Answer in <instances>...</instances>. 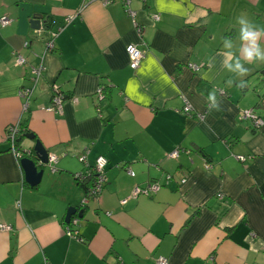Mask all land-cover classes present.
Instances as JSON below:
<instances>
[{
    "label": "crops",
    "instance_id": "0c3cea01",
    "mask_svg": "<svg viewBox=\"0 0 264 264\" xmlns=\"http://www.w3.org/2000/svg\"><path fill=\"white\" fill-rule=\"evenodd\" d=\"M128 8L134 17L123 0H0V16L12 21L0 28V224L11 228L0 231V264H264V122L256 129L241 119L254 109L264 121V61L245 60L239 22L264 31V0ZM47 16L56 36L45 52L30 21ZM258 43L264 52V35ZM130 44L145 50L136 70ZM14 52L43 65L26 108L20 90L31 71L14 65ZM53 87L62 114L46 111ZM10 126L58 156L35 188L6 140ZM79 155L89 166L106 160L105 185L86 206L74 177ZM153 183L155 193L133 196ZM70 207L82 240L64 232Z\"/></svg>",
    "mask_w": 264,
    "mask_h": 264
},
{
    "label": "built area",
    "instance_id": "2783aa9c",
    "mask_svg": "<svg viewBox=\"0 0 264 264\" xmlns=\"http://www.w3.org/2000/svg\"><path fill=\"white\" fill-rule=\"evenodd\" d=\"M104 4L107 5L109 4L112 0H103ZM126 7H127V13L129 15H131L132 17L135 16V13L128 8V5L130 3V0H123ZM75 18V16L72 17H68L65 19V22L68 24L70 23L73 19ZM155 19L157 20L158 17L155 16ZM11 20L10 18H8L7 16H0V28H6L11 24ZM44 26L43 23H41V30L40 33L42 35H44ZM56 36V33L53 31H48L46 33V51H49L53 48L54 46V38ZM24 48L28 49L29 47V43L28 42H24ZM126 52L129 58V67L132 70H136L141 62V60L144 58L145 55V50H141L139 49L135 44H130L126 47ZM13 56V60H14V65L17 67H26L28 66L31 73H30V82H31V87L29 88H23L20 90V95L21 97L24 99L25 101V105L24 108L27 107L28 104V100L32 94V91L34 90V88L36 87V85L38 84V82L40 81L41 77H42V71H43V65L40 64H31L29 63L28 59L25 58L24 56H22L20 53L18 52H14L12 54ZM189 68H192L194 70H199L197 66H191L188 65ZM96 95L98 96L99 100L103 99V89L101 87H99L96 91ZM190 107L188 105H186L185 108V112H189ZM47 112H53V113H57V114H62L63 112V99L61 97V95L58 94L57 92V88L53 87L52 89V97H51V101H50V105L48 108H46ZM241 119L244 121H249L251 123V125L253 126V128H259L260 126L263 125V119L261 117H259L258 115H256V112L254 109H248V110H244L241 113ZM19 133V130L17 128V126H10L8 127L7 131H6V140H8V142H10L11 145V151L13 152V154L15 155V157L19 160L21 158L22 153L15 148V142L17 139V135ZM179 152L180 150L176 149L174 151H172L171 153L168 154V157L170 159H177V157L179 156ZM57 160H58V156L56 155H50L49 160H48V164L46 165L47 168H49L51 171H55L54 165L57 164ZM78 160L80 163L84 164V168L83 171H80L79 173L74 174V177L77 181H80L82 183L86 182L87 179L90 177L92 179V182L89 186V190L87 191L86 195H85V199L83 200V204H86L88 201L95 199L98 197V195L100 194V192L102 191L105 182H106V178H105V174H104V165H105V159L101 156L97 157L95 160V163L93 166H89L86 162V157L85 155H79ZM242 160L244 161V158H242ZM128 174L133 176V172L131 170H127ZM183 183L185 182V180L182 181ZM160 188V185H158L157 183H153L151 184L147 189L145 190H141L139 188H135L133 190V196H137L138 194H140V192H144L146 195H150L155 193L158 189ZM220 196V195H219ZM17 206H19V202H17ZM78 223V219L77 218H72L71 221L69 220L68 223H66L64 225V232L67 236L73 238V239H77V240H82L77 231L75 230V226ZM10 226L5 225V224H0V231H8L10 230ZM156 264H167V259L164 257H158L156 259Z\"/></svg>",
    "mask_w": 264,
    "mask_h": 264
},
{
    "label": "water",
    "instance_id": "95a60500",
    "mask_svg": "<svg viewBox=\"0 0 264 264\" xmlns=\"http://www.w3.org/2000/svg\"><path fill=\"white\" fill-rule=\"evenodd\" d=\"M41 23L42 21L40 19L33 18L30 21V28L40 34ZM250 86L252 87L254 85L250 84L249 87ZM261 98L262 100H264V92L263 94H261ZM22 139H26L30 142H33V145L30 148L21 149L19 147L18 150L22 153L21 158L19 160V165L23 171L24 182L30 188H35L41 182L44 170L46 168V165L48 164L49 157L53 154L48 152L38 139H35V134L33 133H24L20 136V138L18 137L17 140H19L20 142V140ZM84 205L86 206V204ZM74 214H76V209L74 207L68 208L64 217L65 222L68 223L70 217ZM81 214L82 212L78 211L77 216L80 218Z\"/></svg>",
    "mask_w": 264,
    "mask_h": 264
},
{
    "label": "clouds",
    "instance_id": "9594fccd",
    "mask_svg": "<svg viewBox=\"0 0 264 264\" xmlns=\"http://www.w3.org/2000/svg\"><path fill=\"white\" fill-rule=\"evenodd\" d=\"M239 22L242 25L240 29V39L242 41L247 42V46L244 47L243 49L245 60L249 62L253 61L254 59L264 61V52H262L260 44L258 43V41L260 40V37L264 35V31L258 32V31L251 30L248 27L247 22L243 19H240ZM229 68H231V65H229ZM234 70L240 71L241 74H245L247 72V70L242 69L239 63L236 64Z\"/></svg>",
    "mask_w": 264,
    "mask_h": 264
},
{
    "label": "trees",
    "instance_id": "16d2710c",
    "mask_svg": "<svg viewBox=\"0 0 264 264\" xmlns=\"http://www.w3.org/2000/svg\"><path fill=\"white\" fill-rule=\"evenodd\" d=\"M42 23H43L44 31H45L43 36L46 37V33L52 29V23H53V20H50V18H48V16H47V17H43ZM26 130H27L26 127L22 128V129H19V133H18L17 136L20 138V136H21L22 134L28 132V131H26ZM18 137H17V139H18ZM17 139H16V142H15V143H16V144H15V148H16V149H19V147H20V143L23 141V139H22V141L20 140V142H19V140H17ZM17 141H18V142H17ZM7 142H8V140H7ZM8 144H9V147H10V149H11L10 142H8ZM19 160H20V159H19ZM82 171H83V170H82ZM91 182H92V179L89 177V178L87 179L86 182L82 183V182H80V181H76V184L80 185V186L83 188L84 192L87 193V191L89 190V186H90ZM72 218H76V214H74L73 216H71L69 220L71 221ZM64 222H65V221H64ZM65 223H66V222H65ZM63 227H64V224H63Z\"/></svg>",
    "mask_w": 264,
    "mask_h": 264
},
{
    "label": "rangeland",
    "instance_id": "374dc122",
    "mask_svg": "<svg viewBox=\"0 0 264 264\" xmlns=\"http://www.w3.org/2000/svg\"><path fill=\"white\" fill-rule=\"evenodd\" d=\"M30 63V62H29ZM29 80H30V76H29ZM31 83V82H30ZM39 83V82H38ZM38 85V84H37ZM36 85V86H37ZM30 87H31V85H30ZM256 87V86H250L249 88H250V90H253L254 88ZM26 88H29V87H26ZM36 88V87H35ZM34 88V89H35ZM34 91V90H33ZM33 91H32V93H33ZM31 96H32V94H31ZM31 96H30V98H31ZM103 96H104V90H103ZM105 97V96H104ZM104 97H103V99H104ZM30 98H29V100H30ZM102 99V100H103ZM29 100H28V102H29ZM102 100H100V101H102ZM26 144H30L31 146H32V144H31V142H29V141H26V139L24 140V144H22V148L21 149H26ZM99 157V156H98ZM102 157V156H101ZM104 158V157H103ZM105 159V158H104ZM68 160V159H67ZM67 160H65L66 162H67ZM105 162H106V160H105ZM106 164V163H105ZM104 167H105V165H104ZM54 168H55V171H51L49 168V171H51V172H56V165H54ZM104 169V168H103ZM45 171V170H44ZM45 172H48V170L47 171H45Z\"/></svg>",
    "mask_w": 264,
    "mask_h": 264
}]
</instances>
